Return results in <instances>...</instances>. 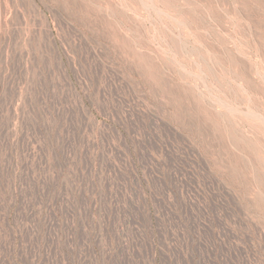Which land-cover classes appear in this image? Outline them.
I'll use <instances>...</instances> for the list:
<instances>
[{"label": "rangeland", "instance_id": "374dc122", "mask_svg": "<svg viewBox=\"0 0 264 264\" xmlns=\"http://www.w3.org/2000/svg\"><path fill=\"white\" fill-rule=\"evenodd\" d=\"M0 264H264V0H0Z\"/></svg>", "mask_w": 264, "mask_h": 264}]
</instances>
